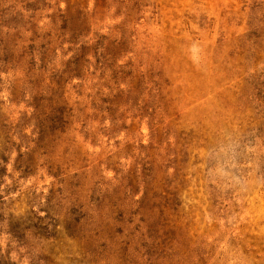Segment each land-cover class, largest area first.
<instances>
[{"label": "rangeland", "instance_id": "obj_1", "mask_svg": "<svg viewBox=\"0 0 264 264\" xmlns=\"http://www.w3.org/2000/svg\"><path fill=\"white\" fill-rule=\"evenodd\" d=\"M0 264H264V0H0Z\"/></svg>", "mask_w": 264, "mask_h": 264}]
</instances>
